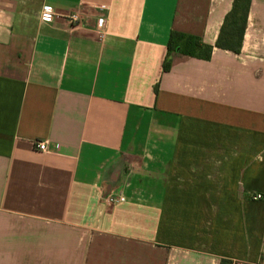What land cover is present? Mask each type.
Wrapping results in <instances>:
<instances>
[{
    "label": "crops",
    "instance_id": "obj_1",
    "mask_svg": "<svg viewBox=\"0 0 264 264\" xmlns=\"http://www.w3.org/2000/svg\"><path fill=\"white\" fill-rule=\"evenodd\" d=\"M232 1L0 0V264H264V0L237 54ZM171 31L209 60L163 69Z\"/></svg>",
    "mask_w": 264,
    "mask_h": 264
},
{
    "label": "trees",
    "instance_id": "obj_2",
    "mask_svg": "<svg viewBox=\"0 0 264 264\" xmlns=\"http://www.w3.org/2000/svg\"><path fill=\"white\" fill-rule=\"evenodd\" d=\"M250 6V0H233L229 12L224 16L215 48L226 50L232 53H239L243 33L246 26L247 14ZM182 42L180 53L201 60H209L213 46L205 45L198 37L185 35L171 31L166 43V56L163 62V69L169 67V56L178 43ZM220 264H231L228 261L221 260Z\"/></svg>",
    "mask_w": 264,
    "mask_h": 264
},
{
    "label": "built area",
    "instance_id": "obj_3",
    "mask_svg": "<svg viewBox=\"0 0 264 264\" xmlns=\"http://www.w3.org/2000/svg\"><path fill=\"white\" fill-rule=\"evenodd\" d=\"M41 19L43 21H51L53 20L54 18V14H53V11L50 7H47V6H43L42 7V10H41V15H40ZM68 20L70 21L71 24H78L79 21H80V17L75 14V13H72L69 15L68 17ZM103 19L102 18H99L97 20V27L98 28H102L103 27ZM34 149L41 152V153H46L48 152V147H47V144L45 142H42V141H36L33 145ZM260 196L259 195H256L254 197L255 200L259 199ZM104 200L105 202L107 203H110V204H114V203H119V202H123V197L122 195H116V196H105L104 197Z\"/></svg>",
    "mask_w": 264,
    "mask_h": 264
}]
</instances>
